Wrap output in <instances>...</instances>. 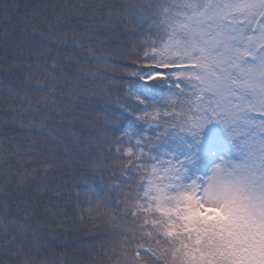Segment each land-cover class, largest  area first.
Listing matches in <instances>:
<instances>
[{
	"label": "snow or ice",
	"instance_id": "obj_1",
	"mask_svg": "<svg viewBox=\"0 0 264 264\" xmlns=\"http://www.w3.org/2000/svg\"><path fill=\"white\" fill-rule=\"evenodd\" d=\"M0 264H264V0H0Z\"/></svg>",
	"mask_w": 264,
	"mask_h": 264
},
{
	"label": "trees",
	"instance_id": "obj_2",
	"mask_svg": "<svg viewBox=\"0 0 264 264\" xmlns=\"http://www.w3.org/2000/svg\"><path fill=\"white\" fill-rule=\"evenodd\" d=\"M17 2L23 6L26 2H28V0H17Z\"/></svg>",
	"mask_w": 264,
	"mask_h": 264
}]
</instances>
